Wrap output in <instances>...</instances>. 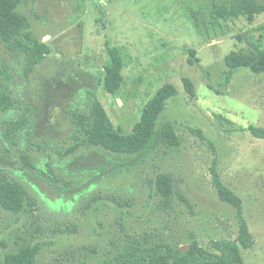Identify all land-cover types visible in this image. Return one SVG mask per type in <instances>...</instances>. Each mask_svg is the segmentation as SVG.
Instances as JSON below:
<instances>
[{
	"label": "rangeland",
	"instance_id": "374dc122",
	"mask_svg": "<svg viewBox=\"0 0 264 264\" xmlns=\"http://www.w3.org/2000/svg\"><path fill=\"white\" fill-rule=\"evenodd\" d=\"M236 0H24L37 38L51 52L24 73V56L0 41V88L16 103L0 110V171L36 199L31 213L0 205V264L22 244L41 243L35 264H106L132 239L214 250L239 234L236 208L223 201L213 169L243 203L252 243L247 264H264V72L233 70L226 57L253 44L264 50V10L218 17ZM264 7V0H256ZM120 48V91L104 87L107 48ZM194 84L190 97L183 79ZM173 84L160 124L177 145L158 143L142 163L102 146L75 142V113L93 93L113 123L131 132L160 87ZM22 154L36 166L26 168ZM165 176L170 192L158 188ZM95 196H102L87 205ZM112 197L130 199L119 206Z\"/></svg>",
	"mask_w": 264,
	"mask_h": 264
},
{
	"label": "trees",
	"instance_id": "16d2710c",
	"mask_svg": "<svg viewBox=\"0 0 264 264\" xmlns=\"http://www.w3.org/2000/svg\"><path fill=\"white\" fill-rule=\"evenodd\" d=\"M24 0H0V41L5 43L11 53H22L24 56V73L30 75L35 66L41 63L51 52V46L36 37L31 30L29 19L19 11ZM264 10L256 0H236L230 9L220 8L217 16L238 17L241 15L253 19ZM108 60L105 63L104 87L109 94H117L124 82L123 70L125 62L121 50L116 45L107 48ZM226 63L233 70L250 68L255 73L264 72V50L252 43L249 49L234 51L227 55ZM185 89L190 97L196 96L194 84L189 78L183 79ZM177 95L176 87L166 83L158 89L155 95L146 103L140 119L135 122L131 132L126 133L122 126H116L109 117L102 103L93 93L89 110L85 113H75L76 126L74 137L76 142L67 149L74 152L81 145L102 146L114 153L131 156L126 165L142 163L147 154L160 142L167 145H177V136L173 125L160 124V117L167 102ZM16 101L9 90L0 88V110L11 109ZM248 130L258 137H264V130L251 125ZM22 162L29 170L36 166L29 155L22 154ZM213 183L223 201L231 203L236 208L239 221V234L236 239H222L214 242V250L199 246L197 243L187 246H173L170 243H151L132 239L120 252L111 257L106 264H247L241 248H247L252 243L248 222L243 211L240 196L225 185L213 169ZM158 188L164 193L170 192L165 176L158 179ZM103 198L95 196L88 202ZM119 206H131L132 200L110 196ZM0 205L3 209L14 214L31 213L37 206L36 199L18 180L10 178L0 171ZM42 250L41 243L22 244L4 257V264H35Z\"/></svg>",
	"mask_w": 264,
	"mask_h": 264
}]
</instances>
